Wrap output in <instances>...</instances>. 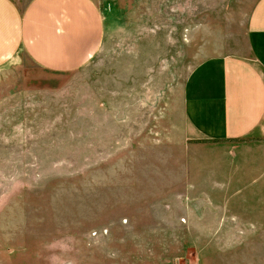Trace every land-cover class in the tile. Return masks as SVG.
Returning a JSON list of instances; mask_svg holds the SVG:
<instances>
[{
	"label": "rangeland",
	"instance_id": "rangeland-1",
	"mask_svg": "<svg viewBox=\"0 0 264 264\" xmlns=\"http://www.w3.org/2000/svg\"><path fill=\"white\" fill-rule=\"evenodd\" d=\"M94 1L104 35L84 66L50 71L19 57L0 67V264H80L92 252L105 264H264V230L133 232L124 222L110 233L118 242L90 235L109 213L126 218L93 168L92 128L108 113L116 127L152 128L194 66L244 48L255 0ZM91 239L112 248L83 250Z\"/></svg>",
	"mask_w": 264,
	"mask_h": 264
},
{
	"label": "crops",
	"instance_id": "crops-1",
	"mask_svg": "<svg viewBox=\"0 0 264 264\" xmlns=\"http://www.w3.org/2000/svg\"><path fill=\"white\" fill-rule=\"evenodd\" d=\"M103 35L94 0H0V67L21 57L50 71L75 70ZM241 35L242 50L192 68L152 128L116 127L115 113L92 128L93 168L126 221L109 213L91 236L118 242L110 233L124 222L133 232L264 230V0H255ZM100 244L112 248L95 239L80 247ZM79 262L110 263L93 252Z\"/></svg>",
	"mask_w": 264,
	"mask_h": 264
},
{
	"label": "built area",
	"instance_id": "built-area-1",
	"mask_svg": "<svg viewBox=\"0 0 264 264\" xmlns=\"http://www.w3.org/2000/svg\"><path fill=\"white\" fill-rule=\"evenodd\" d=\"M105 231V230H104ZM94 234H95V232H94Z\"/></svg>",
	"mask_w": 264,
	"mask_h": 264
}]
</instances>
